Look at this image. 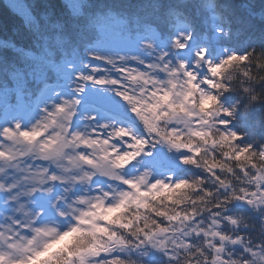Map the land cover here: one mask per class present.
I'll return each instance as SVG.
<instances>
[{
  "label": "snow or ice",
  "instance_id": "1",
  "mask_svg": "<svg viewBox=\"0 0 264 264\" xmlns=\"http://www.w3.org/2000/svg\"><path fill=\"white\" fill-rule=\"evenodd\" d=\"M4 9L0 264H264V0Z\"/></svg>",
  "mask_w": 264,
  "mask_h": 264
},
{
  "label": "trees",
  "instance_id": "2",
  "mask_svg": "<svg viewBox=\"0 0 264 264\" xmlns=\"http://www.w3.org/2000/svg\"><path fill=\"white\" fill-rule=\"evenodd\" d=\"M23 7H31L34 11L38 3L60 4L62 0H20ZM4 0H0V40L10 38L18 46H26V29L23 27V17L13 9L5 11Z\"/></svg>",
  "mask_w": 264,
  "mask_h": 264
},
{
  "label": "rangeland",
  "instance_id": "3",
  "mask_svg": "<svg viewBox=\"0 0 264 264\" xmlns=\"http://www.w3.org/2000/svg\"><path fill=\"white\" fill-rule=\"evenodd\" d=\"M6 3H8V0H4ZM14 2L15 3H18L19 5H21L22 7H23V5H22V3H21V1L20 0H14ZM14 10V9H13ZM17 12V11H16Z\"/></svg>",
  "mask_w": 264,
  "mask_h": 264
}]
</instances>
